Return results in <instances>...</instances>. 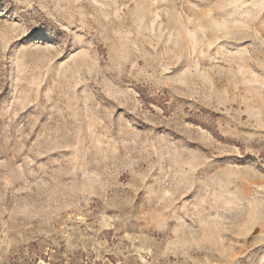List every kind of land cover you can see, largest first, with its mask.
<instances>
[{
	"label": "rangeland",
	"instance_id": "1",
	"mask_svg": "<svg viewBox=\"0 0 264 264\" xmlns=\"http://www.w3.org/2000/svg\"><path fill=\"white\" fill-rule=\"evenodd\" d=\"M0 264H264V0H0Z\"/></svg>",
	"mask_w": 264,
	"mask_h": 264
}]
</instances>
